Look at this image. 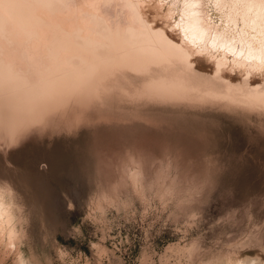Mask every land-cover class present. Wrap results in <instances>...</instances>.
<instances>
[{
  "label": "rangeland",
  "instance_id": "374dc122",
  "mask_svg": "<svg viewBox=\"0 0 264 264\" xmlns=\"http://www.w3.org/2000/svg\"><path fill=\"white\" fill-rule=\"evenodd\" d=\"M125 84L45 122L0 117L21 230L0 264H264V109L121 100Z\"/></svg>",
  "mask_w": 264,
  "mask_h": 264
},
{
  "label": "bare ground",
  "instance_id": "6f19581e",
  "mask_svg": "<svg viewBox=\"0 0 264 264\" xmlns=\"http://www.w3.org/2000/svg\"><path fill=\"white\" fill-rule=\"evenodd\" d=\"M120 81L121 100L264 109V0H0V117L45 122ZM17 209L0 184L11 246Z\"/></svg>",
  "mask_w": 264,
  "mask_h": 264
}]
</instances>
